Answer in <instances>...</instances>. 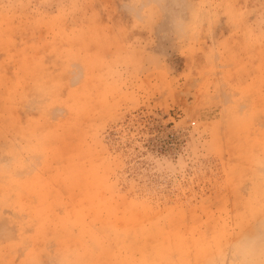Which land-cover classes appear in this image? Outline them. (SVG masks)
<instances>
[{"label": "rangeland", "instance_id": "obj_1", "mask_svg": "<svg viewBox=\"0 0 264 264\" xmlns=\"http://www.w3.org/2000/svg\"><path fill=\"white\" fill-rule=\"evenodd\" d=\"M0 264H264V0H0Z\"/></svg>", "mask_w": 264, "mask_h": 264}, {"label": "clouds", "instance_id": "obj_2", "mask_svg": "<svg viewBox=\"0 0 264 264\" xmlns=\"http://www.w3.org/2000/svg\"><path fill=\"white\" fill-rule=\"evenodd\" d=\"M254 241L250 239H242L241 241L238 242L237 249L240 253H246L250 250L252 247Z\"/></svg>", "mask_w": 264, "mask_h": 264}]
</instances>
